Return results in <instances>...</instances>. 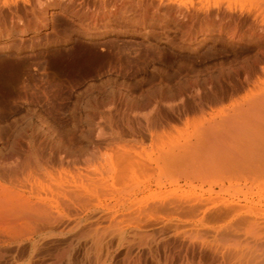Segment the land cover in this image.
Masks as SVG:
<instances>
[{
  "label": "rangeland",
  "instance_id": "374dc122",
  "mask_svg": "<svg viewBox=\"0 0 264 264\" xmlns=\"http://www.w3.org/2000/svg\"><path fill=\"white\" fill-rule=\"evenodd\" d=\"M21 1L17 4H22ZM60 1L50 0L56 7L49 12L43 28L27 29L26 33L12 31L0 37V163L16 166L30 144L48 155L47 168L39 178L46 183L43 189L48 193L53 212L65 224L59 226L61 230L49 233L50 237L41 241L42 246L39 244L40 249L35 251H31L26 239L7 240L0 245V264H53V253L59 246H67L69 251H65L66 256L57 264H104L108 254L105 264H229L208 242V234L201 230L206 227L197 218H188L166 203L191 190L196 192L195 203L206 201L210 197L204 189L208 184L195 181L197 188L193 189L187 178L181 176L179 188L168 177L158 175L155 162L148 156L155 152L153 137L162 133L161 128L166 131L175 127L179 132L184 131L181 132L184 135L191 134L197 114L219 110L221 104L230 105V97L253 88L255 80L264 75V58L258 59L256 69L252 68L250 73L240 66L244 61L251 62L259 44L251 32L255 25V18L250 17L254 13L249 10L252 7L228 5L225 0H211L213 4L210 0L209 3L208 0H134L139 2L133 4L134 8L129 4L114 7L101 4V7L94 0H66L70 4ZM145 2L149 5L144 7L141 3ZM169 3L177 9L174 8V14L165 10ZM223 6H229V10ZM3 7L4 13H8V7ZM83 9L90 13L84 14ZM71 10L78 14L81 10L83 14L75 18ZM20 21L27 25L25 20ZM146 101L152 105L148 103L150 106L145 107ZM147 117L153 123V118H157V124L150 123L155 128L149 126ZM142 121V128L147 130L141 128ZM128 126L130 130L133 126L135 133ZM15 142L18 153L3 159L2 154ZM118 152L130 153L147 169L150 167L138 171V181L135 178L130 182L133 186H127L132 188L130 193L127 187L118 184L122 183L119 179H114L116 175L108 163L112 158V165H117ZM0 183L8 185L1 179ZM90 183L96 185V192L90 194L87 203V200L77 202V208L67 209L60 202L68 197L71 188L91 187ZM255 183L242 180L241 193L246 191L255 200L264 196V186ZM90 224L97 229L88 236H80L78 232ZM135 231L143 233L134 235Z\"/></svg>",
  "mask_w": 264,
  "mask_h": 264
},
{
  "label": "bare ground",
  "instance_id": "6f19581e",
  "mask_svg": "<svg viewBox=\"0 0 264 264\" xmlns=\"http://www.w3.org/2000/svg\"><path fill=\"white\" fill-rule=\"evenodd\" d=\"M17 1L18 0H0V37L2 35L4 36L5 34L8 35L12 31H14L16 33V31L19 30L21 33L22 32L26 33L27 29L32 30V28H33V30L34 29L36 30L37 28H41V27L43 28L44 25L46 26V24L44 22L47 20L49 12H51L52 9L54 7H56V3L55 2L52 3V2H50V0H22V1L20 0L22 4H20V3L19 4L21 6L17 4L18 3ZM59 1L60 0H58V2ZM94 1L96 3H98L101 7H102L101 4L104 5L103 7H106L105 6L106 4H111V5H113V7L129 4V7L131 8V6L133 7L134 3L137 5L139 3V2L136 3V1H134V0H94ZM142 1L143 0H141L140 2H142ZM150 1H153V0H150ZM214 1L218 2V1H222V0H214ZM225 1H227L228 5H230V4L248 5V6L252 7L251 9L249 8V10L254 12V13H251V11L248 10L252 14V16H250V17L255 18V20H254L255 22H253V23H255V25L253 28H251V30H252L251 32H252V35L254 33V39L259 41V44H257V46H258L257 51L253 55L254 58L252 57V60L250 63H247V61L246 62L244 61L243 63L240 62L241 63L240 66L243 68L245 73H247L252 68H254V70L256 69V64H257L258 59L264 58V0H225ZM65 2H66V0H65ZM68 2H70V1H68ZM173 2H174V0H173ZM148 3L149 2H147V3L145 2V3H141V4H144L143 6L145 7V5H149ZM207 3H209V0ZM211 3L213 4L212 1H211ZM58 4H59L58 6H61V7L65 6V3L64 4L58 3ZM67 4H70V3H67ZM170 4L171 3L164 6L165 10L170 14H174L175 13L174 10L176 8ZM214 4H215V2H214ZM94 5H96V4H94ZM3 6L8 7L7 8L8 11H6L8 13H4L5 10L4 9H3L4 11L2 10V8H4ZM81 6H82V4H81ZM134 6H136V5H134ZM143 6H141L139 8H142ZM200 6H202V5H200ZM69 7H70V5L68 6V8ZM223 7L226 9H227V7L229 8V6H223ZM146 8H144V9H146ZM211 8H212V5H211ZM154 9H156V6ZM216 9H217V6H216ZM226 9H224V10H226ZM234 9H233V11H234ZM246 9L247 8H245L244 10H246ZM252 9H254V11ZM72 10H71V14L74 15L76 18L77 17L76 15L78 14V13H76V11L78 9H76V11L75 10L72 11ZM81 10H80V13H81ZM85 10H86V12H85ZM85 10L83 9L84 14L88 15L90 13L89 12L90 10L89 11H87L88 9H85ZM221 10H219V11H221ZM228 10L229 9H227V11ZM240 10H241V8H240ZM244 10H242L241 12H243ZM175 11H177V9ZM202 11H203V9H202ZM223 11H221V12H223ZM248 11H247V13H248ZM212 12L213 11H211V13ZM226 12L224 14H226ZM229 12L231 13V10ZM250 13H248V14L250 15ZM81 14H83V13H81ZM87 15H85V16H87ZM213 15H214V12H213ZM7 16H10V18H9L10 19V25H7L8 23L6 24V21H8ZM230 16H232V15L230 14ZM79 17H81V16L79 15ZM92 17H94V16H92ZM227 17H229V15ZM232 17H235V16H232ZM232 17H229V18H232ZM20 19H23V21L25 20L27 25L23 24L24 22L22 23L20 21ZM90 19H92V18H90ZM48 20H49V18H48ZM218 20H219V18H218ZM215 21H216V19H215ZM185 23H186V21H185ZM218 23H220V22H218ZM234 25H235V22H234ZM234 29H235V27H234ZM245 30L247 31V29H245ZM259 68L261 69V67H259ZM263 69H264V67H263ZM221 75H222V73H221ZM212 77H213V75H212ZM256 80H255L254 84L252 85L253 88H251V87L247 88L243 92L242 95H239L237 97H230L231 98L230 99V105L224 106V104H221L220 106L218 105V107H220V108H217V109H219V110H216V108H214V110H211V111H204V112L202 111L201 113L198 112L200 114L199 115L197 114L198 120L192 124L191 128H193V129H192L191 134L184 135V133H185L184 131H181V132H184V133H181L177 129H175V127L170 128L169 126H168L169 129L164 131V129H163L164 127L162 125V127H163V128H161L163 130L162 133L161 132L157 133L155 135V137H153L154 141L151 139L154 142V145H156L155 152H154V154L150 153L151 155L148 156L149 158L154 160V161L152 160V162H155L154 165L157 169L158 175H160L161 177H163V175L168 177L169 179H171V181L173 183L178 184V187L180 186L179 185V182H180L179 179L181 176H185L187 178V179L186 178L185 179L187 181H189L188 185H192V187L195 186L194 185L195 181L201 182L202 185L208 184V188L206 187L207 190H206V188H204L205 191L210 196L206 201H199L198 203H195L197 201H193V200H195V197L193 198V195L196 194V192L191 190V191H189V193L187 192L183 196L178 194L179 196H174V197L170 198V200L168 199L169 201L166 203H168V205H170V204L174 205L175 206L174 208H177L178 210L182 211V213L187 215L186 217H188V218H197L200 225L202 227H206V229H201V230H204L206 232L205 234H208V239H207L208 242H210L211 244H213L215 246L216 250L221 255L220 257L225 262H228L229 264H264V196L260 195V197L257 200H255L253 195H248L247 192L244 190H243L244 192L241 193V190L239 188L241 186L240 184H241L242 180H245L246 182H251L254 185L256 184L255 181H257L258 183L262 184L260 186H262V187L264 186V75L262 77H260L257 81ZM211 82H213V81L211 80ZM205 84H206V82H205ZM209 85H210V83H209ZM192 86L194 87V85H192ZM215 101H216V98H215ZM150 102L151 101L145 103V107H146V105L148 107V105H149L148 103H150ZM220 103H222V102H220ZM203 109H205V108H203ZM200 110H201V108H200ZM88 111H90V110H88ZM150 112H151V110H150ZM145 114H148V113H145ZM128 116H129V114H128ZM107 117H109V116H107ZM149 118L151 119V117H149ZM149 118L147 117V119H149ZM138 119H139V117H138ZM138 119L135 123L138 122ZM150 119H149V121H150ZM153 119H154V123H155V120L157 118L155 119V117H154ZM107 120H109V118ZM127 120H129V117L127 118ZM139 120L141 121L142 118H140ZM144 120H145V118H144ZM145 121L147 122V120H145ZM152 121L148 122L149 126L154 124ZM129 122L130 121H128L127 124H129ZM131 122H132V120H131ZM151 122H152V124H150ZM143 123L144 122L142 121V123H140V125ZM145 124H147V123H145ZM145 124H144V126H146ZM155 124H157V122ZM129 125H132V124H129ZM130 127H129V130H130ZM150 127H154V125L150 126ZM132 128H133V126H132ZM132 128H131V130H132ZM141 128H142V125H141ZM143 128L144 129L146 128V130H147V127H143ZM134 129L135 128H133V130H132L133 133H135ZM148 133L151 134L150 132H148ZM92 147H90V148H92ZM17 151H18V144H16V142H15L14 146L11 147V149L9 151L4 153V155L2 154V158L3 159L4 158L5 159L11 158L16 154ZM118 153H119V156L118 157L115 156V158H118L117 165H115V164L112 165L113 159L111 157H110L111 162L109 161L108 163L111 166V169L113 170L112 173H115V175H116V177H114V179L115 178L119 179L122 183H118V184H121V186L126 189V187L129 185H131L129 187L133 186L132 184H130V182H133V180H135L138 171L145 170V169L148 170L150 167H148V169H147L146 168L147 166L145 164L140 163L139 159H135V157L131 156L130 153H126V152H118ZM139 157L142 158L141 156H139ZM144 157H145V154H144ZM76 158H77V156H76ZM81 158H79V159H81ZM73 159H74V157H73ZM48 160H49L48 155L41 154L35 146H31V144H30L29 150L22 154V158L19 160V162H18V164H16V166H13V165L7 166L8 163L7 164L0 163V179L4 182L8 183V185H3L0 183V245L7 242V240L8 241L10 240L11 242H19V240H21V239H26L27 242L30 244L31 251H35L36 248L40 249L39 247L42 246L41 241H43L44 239L46 240L47 237H50V234L56 232V230H58V228L61 230V228L59 226H61V225L63 226V224H65V222H64L65 220L63 221V218H61L60 215H58L57 213L55 214L53 212V209L51 208L52 206H51L49 199H48V196H47L48 193L46 192L47 193L46 194L44 189H43V188H45L46 183L40 179L42 177L39 178V175H41V174L44 175L45 169L47 168L46 162ZM114 161L116 162V159ZM149 161H151V160H149ZM149 161H147V162H149ZM104 169H105V167H104ZM86 170H88V169H86ZM94 170L95 169H93L92 171H94ZM154 173H155V171H154ZM106 174L104 175V177L106 176ZM95 175H97V174H95ZM50 176H51V174H50ZM107 176H108V174H107ZM100 177H101V175L99 176V178ZM51 178H52V176H51ZM88 178H91V177L89 176ZM92 179H94V178L92 177ZM92 179H91V181H92L91 183H93ZM97 179H98V177H97ZM102 179H104V178H102ZM139 180L141 181V179H139ZM159 180H161V179H159ZM97 181L99 182L101 180L98 179ZM136 181H138L137 178H136ZM171 181H169V183ZM85 182H87V181H85ZM166 182H167V179H166ZM91 183H90V186H91ZM99 183H101V185H104L103 181L99 182ZM160 183H162V182H159V184ZM105 184L106 185L108 184L107 181ZM242 185H244V184H242ZM46 186H48V185H46ZM95 186L96 185H94V186L92 185L91 187L84 186L83 189L82 188L79 189L77 187L71 188L69 190V192H67V193H69L68 197H65V200H62L60 202H63V206L64 207L67 206L68 207V208L66 207L67 209H69L70 206H73L75 209L78 206V205H76L77 202L78 203H80V202L85 203V200H87L86 203L88 202V200L92 197V196H90V194L92 195V193L96 192ZM160 186H161V184H160ZM244 186L247 187V185H244ZM129 187H127V188L129 189ZM195 187L197 188V186H195ZM195 187L193 189H195ZM216 187H217V189L215 190ZM64 188L65 187H63V189H62L63 192H64ZM98 188H99V186H98ZM105 188H107V187H105ZM247 188H249V186ZM175 189H177V186L173 190H175ZM130 190H132V188L129 189V193H130ZM230 190H232V191H230ZM249 190H251V189H249ZM98 191H97V193H98ZM166 191H168V190H166ZM251 191H253V190H251ZM103 192L104 191H102V193ZM123 192L125 193V191H122V193ZM168 192H171V190ZM223 192H229V193H227V195H221L220 193H223ZM108 193H110V192H108ZM108 193H107V195H108ZM174 193H176V192L174 191ZM254 193H255V191H254ZM112 194H115V193H111V195ZM159 194H161V193L159 192ZM197 195L199 196L200 194L197 193ZM53 202L54 201H52V203ZM60 202L58 204H60ZM91 202H93V201L91 200ZM73 203L76 205V207L74 206ZM152 203H153V201H152ZM64 204H66V205H64ZM60 205H62V204H60ZM85 205H87V204H85ZM134 205H135V203H134ZM163 205H165V204L162 203V206ZM63 206H61V208H63ZM73 207H71L70 209H73ZM82 207L84 209V206H82ZM66 208H65V210H66ZM88 209H90V208H88ZM65 210H64V212H66ZM174 210H176V209H174ZM58 213H60V212H58ZM77 213H78V211H77ZM66 214L67 213H65V215ZM79 215H80V213H79ZM62 216H63V214H62ZM68 216H65V217L68 218ZM76 216H78V214ZM78 217H80V216H78ZM78 217H77V219H78ZM81 217H82V215H81ZM72 218H74L73 215L70 218L71 221H72ZM91 218H93V216ZM91 218L89 217V219H91ZM95 218H93V219H95ZM77 219H76V221H77ZM79 219H78V222H80ZM87 219H88V217H87ZM76 221L74 223L75 224L77 223L76 225L78 226V222H76ZM88 221H90V220H88ZM107 225H108V223H107ZM208 226H210V227H208ZM74 227H76V226H74ZM94 228L91 224L87 225L85 228L81 229L78 232V234L80 236H88L97 229V228L96 229H94ZM62 233H65V232H62ZM142 233L143 232H141V231H135L134 235H137V234L142 235ZM54 236H56V235H54ZM122 238L123 239L125 238V234H123ZM66 247L67 246H65V247L59 246L55 250V252L53 253V260L55 263L56 262L59 263L60 259L63 257V255H65V251L66 252L69 251V248H66ZM107 256H106V260L104 261V264L106 263V261H108ZM109 257H110V255H109ZM53 260H51V261H53ZM54 262H53V264H55Z\"/></svg>",
  "mask_w": 264,
  "mask_h": 264
}]
</instances>
